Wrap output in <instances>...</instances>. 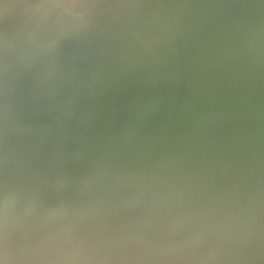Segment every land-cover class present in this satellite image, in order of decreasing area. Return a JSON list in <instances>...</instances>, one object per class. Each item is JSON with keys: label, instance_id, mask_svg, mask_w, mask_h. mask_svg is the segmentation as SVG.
Here are the masks:
<instances>
[{"label": "clouds", "instance_id": "9594fccd", "mask_svg": "<svg viewBox=\"0 0 264 264\" xmlns=\"http://www.w3.org/2000/svg\"><path fill=\"white\" fill-rule=\"evenodd\" d=\"M0 264H264V0H0Z\"/></svg>", "mask_w": 264, "mask_h": 264}]
</instances>
